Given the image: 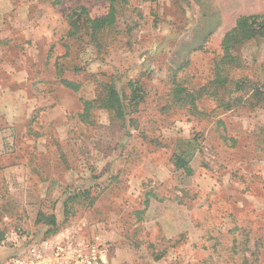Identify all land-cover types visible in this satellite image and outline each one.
<instances>
[{
    "label": "rangeland",
    "instance_id": "374dc122",
    "mask_svg": "<svg viewBox=\"0 0 264 264\" xmlns=\"http://www.w3.org/2000/svg\"><path fill=\"white\" fill-rule=\"evenodd\" d=\"M11 2L19 20L0 54V229L41 239L72 227L101 237L110 264H264V38L235 50L244 63L224 88L198 94L224 34L240 15L264 13V0H129L98 40L68 36L67 15L82 5L103 16L109 0ZM104 81L126 104L135 82L144 101L124 121L98 107L81 121L82 100ZM175 81L196 93L197 110L178 100ZM215 95L234 105L215 109ZM13 117L19 128L2 131Z\"/></svg>",
    "mask_w": 264,
    "mask_h": 264
},
{
    "label": "trees",
    "instance_id": "16d2710c",
    "mask_svg": "<svg viewBox=\"0 0 264 264\" xmlns=\"http://www.w3.org/2000/svg\"><path fill=\"white\" fill-rule=\"evenodd\" d=\"M129 0H109V9L107 13L103 16L92 17L88 13L85 6H78L73 9L68 15V21L70 28L68 30V36L70 37H88L91 40H98L99 34L103 31L105 32L109 28L113 27L118 19L117 16V4H126ZM264 38V13H254V14H244L240 15L236 24L233 28L227 31L222 40L221 48L222 53L219 57L213 59V69L212 76L209 85L201 88L198 94H201L208 87L213 89L224 88L230 81L231 77L229 75V69L232 67H242L243 59L240 54L236 53L235 50L241 45L254 40ZM59 77H61L59 73ZM61 82L65 87L71 88L74 91H78L80 84L69 81L61 77ZM129 88L131 90L128 104L125 103V95L120 93L116 88L113 81H104L99 83L101 91L97 94L95 98L83 99V108L78 112V116L83 122H92L94 109L104 108L109 111V113L116 119L124 121L128 114L127 106L131 105L134 107L133 112L137 110L140 102L144 101V91L135 82L129 81ZM175 96L178 100H187L191 106L197 110L196 100L197 95L194 92H189L187 87H183L180 82L175 81L174 87ZM203 94V93H202ZM217 100V109L222 106L224 108H231L234 103L232 98L223 99L215 95ZM236 103H239V99H234ZM198 112V111H197ZM177 168H183L188 174L192 173V168L189 165V161L186 157H178L176 160ZM45 214L40 213L38 219H44ZM47 223L51 226L49 231H53L52 234L58 231L57 228V216L51 214L46 218ZM6 232L0 229V244L6 237ZM52 235L45 236L43 238H48ZM119 264H132L129 262H122Z\"/></svg>",
    "mask_w": 264,
    "mask_h": 264
},
{
    "label": "built area",
    "instance_id": "2783aa9c",
    "mask_svg": "<svg viewBox=\"0 0 264 264\" xmlns=\"http://www.w3.org/2000/svg\"><path fill=\"white\" fill-rule=\"evenodd\" d=\"M6 244L20 249L6 264H110L109 247L101 237L81 236L72 227L41 239L24 231L6 234L2 245Z\"/></svg>",
    "mask_w": 264,
    "mask_h": 264
},
{
    "label": "crops",
    "instance_id": "0c3cea01",
    "mask_svg": "<svg viewBox=\"0 0 264 264\" xmlns=\"http://www.w3.org/2000/svg\"><path fill=\"white\" fill-rule=\"evenodd\" d=\"M23 6L21 5L19 7V12H18V15L17 16H20L22 15L23 11ZM14 11L15 10V5H13V3L11 2V0H0V54L2 52V49H4V47L1 45L2 44V41L6 40L7 38V34H8V28H7V25L8 23H17L19 19L17 18H13V17H9L8 14L9 12L8 11ZM7 20H9L7 22ZM22 119H17L15 117L13 118H7L5 119V124L3 126H1L3 129L2 131H8V128H6V126H10L11 124L15 123V125L17 126V128H19L20 124L23 122L21 121ZM5 249H9V250H18L19 249L17 247H14L12 245H2L1 250H5ZM12 254H15V253H10V254H7V255H0V264H2V262L4 261V259L6 257H9V255H12ZM5 257V258H4Z\"/></svg>",
    "mask_w": 264,
    "mask_h": 264
}]
</instances>
